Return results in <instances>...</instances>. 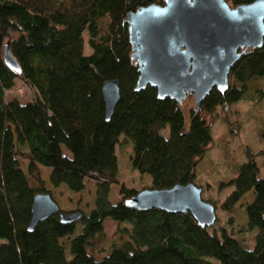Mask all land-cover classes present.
<instances>
[{
  "label": "trees",
  "instance_id": "trees-1",
  "mask_svg": "<svg viewBox=\"0 0 264 264\" xmlns=\"http://www.w3.org/2000/svg\"><path fill=\"white\" fill-rule=\"evenodd\" d=\"M229 1L236 6L253 0ZM150 3L163 0H0V264H264V159L257 162L250 153L218 188H232L220 204L225 213L251 192L244 208L247 228L255 231L251 249L223 227H198L189 214L127 208L122 201L136 191L123 186L117 190L121 202L108 201L110 185L117 184L115 148L126 140L132 169L150 178L151 189L193 183L212 141L204 114L239 101L248 80L264 77L263 40L231 65L224 92L213 87L199 111L189 110L185 127L175 100L157 99L149 86L133 91L137 66L124 18ZM5 44L19 73L3 62ZM15 78L36 92L33 101H4ZM111 79L118 81L119 98L105 120L100 88ZM260 136L264 141V131ZM20 147L26 148L27 173L49 169L52 188L76 194L85 180L95 182L93 208L72 224H61L55 214L27 232L32 198L50 194L28 184L16 158ZM107 218L129 228L117 229L118 242L96 260L89 249L103 240Z\"/></svg>",
  "mask_w": 264,
  "mask_h": 264
},
{
  "label": "water",
  "instance_id": "water-1",
  "mask_svg": "<svg viewBox=\"0 0 264 264\" xmlns=\"http://www.w3.org/2000/svg\"><path fill=\"white\" fill-rule=\"evenodd\" d=\"M137 66L133 91L155 88L156 98L168 97L178 104L191 95L194 109L200 110L204 96L214 87L227 89L231 65L247 49L261 47L264 40V0L229 6L225 0H163L127 12L124 18ZM5 66L19 73L7 44L3 47ZM104 117L107 120L119 98L118 81L101 84ZM193 183L169 189H143L122 201L135 211L160 210L169 214H189L202 229L215 223L214 207L200 197ZM58 214L63 225L72 224L80 213H59L48 194L32 198L26 228L31 232L48 217Z\"/></svg>",
  "mask_w": 264,
  "mask_h": 264
},
{
  "label": "rangeland",
  "instance_id": "rangeland-1",
  "mask_svg": "<svg viewBox=\"0 0 264 264\" xmlns=\"http://www.w3.org/2000/svg\"><path fill=\"white\" fill-rule=\"evenodd\" d=\"M225 1L232 6L229 0ZM82 41L83 53L87 54L90 52L87 45V32L82 33ZM259 91L263 93L258 95ZM35 94L36 92L26 82L15 78L13 86L4 92V101L15 99L19 103L31 102ZM179 107L184 126L187 127L188 112L194 109L192 96L186 95ZM204 117L210 125L212 141L199 158L194 171L193 184L200 189L201 199L213 205L216 217L215 227L225 228L243 247L251 249L255 231L247 228L244 212L245 206L253 199L251 192L245 194L231 212L225 213L220 209V204L232 188L219 189L218 186L234 177L237 167L245 161L247 154H252L257 162L264 159V141L260 136L261 131H264V77L248 80L242 99L233 104L219 106L212 115L204 114ZM160 133L166 137L167 127H164ZM120 140L122 141L121 137ZM63 152L66 153L64 150ZM114 153L117 159V184L110 185L108 194V201L113 205L122 200V197L117 195L119 186L136 192L151 189L150 178L147 175L138 174L131 167V144L127 140L117 145ZM16 158L19 168L26 175L28 184L33 188L41 186L46 189L60 211L87 213L93 208L97 185L95 182L85 180L84 190L76 194L68 191L64 186L51 188L48 183L49 169L37 166L35 173L32 175L27 173L28 158L25 147L17 150ZM102 228L103 240L95 248L89 249L96 260L104 256L113 243L118 242L120 232H117V229L129 227L107 218L104 219Z\"/></svg>",
  "mask_w": 264,
  "mask_h": 264
},
{
  "label": "crops",
  "instance_id": "crops-1",
  "mask_svg": "<svg viewBox=\"0 0 264 264\" xmlns=\"http://www.w3.org/2000/svg\"><path fill=\"white\" fill-rule=\"evenodd\" d=\"M52 188V187H51Z\"/></svg>",
  "mask_w": 264,
  "mask_h": 264
}]
</instances>
